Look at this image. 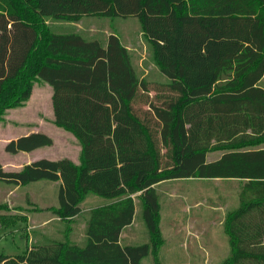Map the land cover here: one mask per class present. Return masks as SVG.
Instances as JSON below:
<instances>
[{
  "label": "trees",
  "instance_id": "trees-1",
  "mask_svg": "<svg viewBox=\"0 0 264 264\" xmlns=\"http://www.w3.org/2000/svg\"><path fill=\"white\" fill-rule=\"evenodd\" d=\"M83 16L137 17L164 82L139 77L115 33L102 44L46 22ZM263 76L264 0H0V121L40 79L52 90L53 123L80 146L78 163L39 158L8 170L0 162V180L58 181V203L48 209L67 224L86 195L111 200L88 210L84 245L48 239L23 254L0 253V264H142L162 243L156 185L194 178L244 181L225 220L224 264H264ZM52 144L32 131L4 150ZM214 151L220 156L209 160ZM134 197L150 244L121 243Z\"/></svg>",
  "mask_w": 264,
  "mask_h": 264
},
{
  "label": "rangeland",
  "instance_id": "rangeland-1",
  "mask_svg": "<svg viewBox=\"0 0 264 264\" xmlns=\"http://www.w3.org/2000/svg\"><path fill=\"white\" fill-rule=\"evenodd\" d=\"M54 33L80 34L86 40L96 39L105 43L110 33H115L130 50L131 61L139 77L149 82H164L165 76L155 64L149 44L143 35L139 20L128 17L84 16L76 22L48 19ZM264 88V76L259 82ZM41 131L53 139L51 146L32 152L9 154L5 143L27 132ZM264 146V145H262ZM80 146L68 131L53 123L51 87L36 79L32 93L21 106L8 109L0 121V162L8 170H16L27 158L58 159L70 158L79 161ZM220 151L210 152L208 159L219 157ZM76 162V163H77ZM58 181L39 180L24 186L13 185L0 180V215H9V222L3 224L0 218V253L16 256L26 253L40 239L42 229H27L30 222L41 221L42 215H29L37 205H57ZM244 185L241 180L227 179H173L156 185L160 203L162 243L157 253L152 251L142 259V264H224L231 254L225 220L240 203ZM109 199L88 194L80 202L82 209L105 204ZM135 212L132 223L122 234L123 245L150 244V236L142 215L139 197H134ZM88 209L82 210L70 224L53 218L49 223L51 238L71 239L78 245L86 242L85 226ZM61 222V223H60ZM69 225V230L66 228ZM46 236V234H44ZM33 238V239H32Z\"/></svg>",
  "mask_w": 264,
  "mask_h": 264
},
{
  "label": "crops",
  "instance_id": "crops-1",
  "mask_svg": "<svg viewBox=\"0 0 264 264\" xmlns=\"http://www.w3.org/2000/svg\"><path fill=\"white\" fill-rule=\"evenodd\" d=\"M84 17V16H83ZM87 17H89V16H87ZM92 17V16H91ZM51 93H52V90H51ZM27 133H29V132H27ZM27 133H25V134H27ZM42 148V147H41ZM39 149V148H38ZM36 150V149H35ZM34 151V150H33ZM30 152H32V151H30ZM27 153H29V152H27ZM31 161H34L33 159H31V158H27V160L24 162V164H27V163H30ZM73 162H77V161H73ZM79 162V161H78ZM77 162V163H78ZM23 164V165H24ZM22 165V166H23ZM29 184V183H28ZM27 185V184H26ZM17 186V185H16ZM19 186H24V185H18V187ZM111 202V200H109L107 203H110ZM107 203H105V204H107ZM105 204H102V205H105ZM52 206H56V205H49V204H41L40 206L39 205H37L36 207H33L32 208V211H31V213L30 214H28V212H27V216H28V218H29V215H32V216H35V215H42L43 213H46L47 214V216H44V218L41 220V221H39V222H37V223H32V222H30V225L27 227V229H33V228H40V229H42L40 232H39V236H40V239L39 240H37L36 242L38 243V242H44V241H47L49 238H51V235H50V233H51V228L49 227V223L52 221V219L53 218H56V220H58V221H61L60 219H59V217H56V216H53L52 214H51V211L48 209V208H50V207H52ZM99 206H101V205H99ZM94 207V206H93ZM95 207H97V206H95ZM90 208H92V207H88V208H85V209H82V210H86V209H90ZM81 210V211H82ZM87 210V211H88ZM61 223V222H60ZM129 226V225H128ZM127 227V226H126ZM125 227V228H126ZM124 228V229H125ZM124 229H123V231H124ZM123 231H122V233H121V236H120V238L122 237V234H123ZM44 234H46V236H44ZM33 239V238H32ZM49 240H51V239H49Z\"/></svg>",
  "mask_w": 264,
  "mask_h": 264
}]
</instances>
